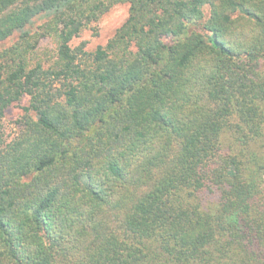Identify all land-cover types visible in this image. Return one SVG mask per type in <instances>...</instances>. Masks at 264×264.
Returning a JSON list of instances; mask_svg holds the SVG:
<instances>
[{
	"label": "trees",
	"instance_id": "1",
	"mask_svg": "<svg viewBox=\"0 0 264 264\" xmlns=\"http://www.w3.org/2000/svg\"><path fill=\"white\" fill-rule=\"evenodd\" d=\"M15 36L0 264H264V0H0Z\"/></svg>",
	"mask_w": 264,
	"mask_h": 264
},
{
	"label": "rangeland",
	"instance_id": "2",
	"mask_svg": "<svg viewBox=\"0 0 264 264\" xmlns=\"http://www.w3.org/2000/svg\"><path fill=\"white\" fill-rule=\"evenodd\" d=\"M208 14V8L205 9ZM129 13V5L126 3H119L114 5L108 12H106L98 22L92 23L89 27L84 29L81 35L74 41L76 44L84 41L86 48L93 51L99 44H104L114 35L117 28L127 19ZM42 22L37 20V24ZM15 37L9 38L0 42V48L10 45ZM23 110L19 104L11 105L6 111L7 133L14 134L16 127L14 121L22 114Z\"/></svg>",
	"mask_w": 264,
	"mask_h": 264
}]
</instances>
